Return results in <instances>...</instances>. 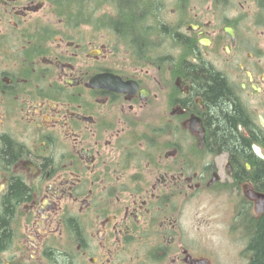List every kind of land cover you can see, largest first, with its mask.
<instances>
[{"label": "flooded vegetation", "instance_id": "obj_1", "mask_svg": "<svg viewBox=\"0 0 264 264\" xmlns=\"http://www.w3.org/2000/svg\"><path fill=\"white\" fill-rule=\"evenodd\" d=\"M188 64L224 83L246 156ZM253 145L264 0H0V264H216L202 206L247 264Z\"/></svg>", "mask_w": 264, "mask_h": 264}, {"label": "trees", "instance_id": "obj_2", "mask_svg": "<svg viewBox=\"0 0 264 264\" xmlns=\"http://www.w3.org/2000/svg\"><path fill=\"white\" fill-rule=\"evenodd\" d=\"M124 9L129 10L127 7H124ZM124 29L127 28L124 27ZM184 69L191 76H194L198 89L205 92L206 101L216 111L212 121L217 124L214 131L217 133L218 144L234 148V154L241 152L246 156L249 152L248 140L239 135L236 130V122L241 119L240 111L231 103L224 83L209 71L195 70L191 64H188L187 68ZM231 106L232 111L230 110ZM255 160L256 164L252 163L253 166H256L254 175L258 179V185H262L261 188L264 190V162L259 159ZM17 191H19L18 188ZM253 229L256 232L253 233L248 249L252 259L247 264H264V214L253 222Z\"/></svg>", "mask_w": 264, "mask_h": 264}, {"label": "rangeland", "instance_id": "obj_3", "mask_svg": "<svg viewBox=\"0 0 264 264\" xmlns=\"http://www.w3.org/2000/svg\"><path fill=\"white\" fill-rule=\"evenodd\" d=\"M200 206L196 207L194 203L191 204L188 216L189 220L193 218L192 215L195 214L196 211L200 210ZM203 207L204 206L201 207V209H203V211H201V214L205 219H208L207 222L209 223V225L205 226L202 231L204 237L203 243L205 246H208L211 250L216 251L215 253L217 257L215 256L214 263L219 264V261L223 260V262L220 261V264H246V260H244L243 258H237L232 255V249L234 248V245H232V247H229V243L227 244L218 241V235L216 234L217 226L215 224L213 207Z\"/></svg>", "mask_w": 264, "mask_h": 264}, {"label": "water", "instance_id": "obj_4", "mask_svg": "<svg viewBox=\"0 0 264 264\" xmlns=\"http://www.w3.org/2000/svg\"><path fill=\"white\" fill-rule=\"evenodd\" d=\"M253 150H254L255 154H256L258 157L264 159V155L261 153L260 149H259L256 145H253ZM263 207H264V198H263V200H262L261 203L259 202V203L256 205V211H257V212H260V211L263 209Z\"/></svg>", "mask_w": 264, "mask_h": 264}, {"label": "bare ground", "instance_id": "obj_5", "mask_svg": "<svg viewBox=\"0 0 264 264\" xmlns=\"http://www.w3.org/2000/svg\"><path fill=\"white\" fill-rule=\"evenodd\" d=\"M221 4V3H220ZM167 36V35H166Z\"/></svg>", "mask_w": 264, "mask_h": 264}]
</instances>
